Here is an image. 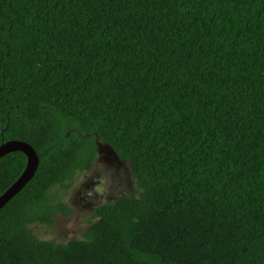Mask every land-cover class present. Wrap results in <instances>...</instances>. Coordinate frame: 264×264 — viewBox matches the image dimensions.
<instances>
[{"label":"trees","instance_id":"obj_1","mask_svg":"<svg viewBox=\"0 0 264 264\" xmlns=\"http://www.w3.org/2000/svg\"><path fill=\"white\" fill-rule=\"evenodd\" d=\"M33 178L0 209V264H264V0H0V144ZM98 142L137 195L82 238H38ZM0 158V195L22 174Z\"/></svg>","mask_w":264,"mask_h":264},{"label":"rangeland","instance_id":"obj_2","mask_svg":"<svg viewBox=\"0 0 264 264\" xmlns=\"http://www.w3.org/2000/svg\"><path fill=\"white\" fill-rule=\"evenodd\" d=\"M93 167L77 172L69 188L56 187L54 193L71 207L69 215L57 214L52 226L40 223L30 225L40 239L66 243L72 238H82L88 225L97 220L94 209L116 200L120 195H137L132 168L120 160L114 150L103 142Z\"/></svg>","mask_w":264,"mask_h":264},{"label":"water","instance_id":"obj_3","mask_svg":"<svg viewBox=\"0 0 264 264\" xmlns=\"http://www.w3.org/2000/svg\"><path fill=\"white\" fill-rule=\"evenodd\" d=\"M15 151H21L26 155L27 164L24 171L17 178V180L3 194L0 195V209L3 208L17 193H19L23 187L33 178L39 165V157L35 149L28 143L10 140L0 144V158Z\"/></svg>","mask_w":264,"mask_h":264},{"label":"flooded vegetation","instance_id":"obj_4","mask_svg":"<svg viewBox=\"0 0 264 264\" xmlns=\"http://www.w3.org/2000/svg\"><path fill=\"white\" fill-rule=\"evenodd\" d=\"M87 171V170H86Z\"/></svg>","mask_w":264,"mask_h":264}]
</instances>
